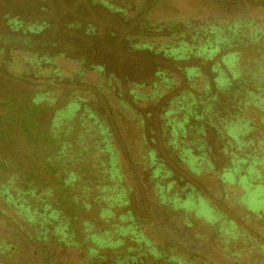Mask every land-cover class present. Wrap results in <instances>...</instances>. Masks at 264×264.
<instances>
[{"label": "rangeland", "instance_id": "1", "mask_svg": "<svg viewBox=\"0 0 264 264\" xmlns=\"http://www.w3.org/2000/svg\"><path fill=\"white\" fill-rule=\"evenodd\" d=\"M14 16L47 25L39 33L19 34L27 37L28 45L12 43L10 39L15 32L8 21ZM174 22L202 27L213 24L228 27L234 23L244 25V22L260 24L264 36V0H124L123 3L121 0H0V49L4 52L0 53V184L12 177L11 193L21 191L25 196L32 189L36 194L52 191L53 205L61 210L59 219L69 222L68 233L78 240L83 241L88 233L84 223L94 225L91 234L102 235L116 222L128 225L130 221H121V215H132L154 243L178 237L182 240L180 250H185L183 242L188 243L189 239L202 237L206 240L217 232L214 240L211 239L212 244L206 246L208 260L210 264H233L224 256L225 241L232 248L243 247L246 242L251 246L253 243L264 244V175L259 171L248 178L246 187L252 189L256 185L253 190L256 198L251 204H244L239 200L243 190L222 182L223 166L230 159L220 157L211 166L204 162L203 171L194 172L181 157L179 148L169 144L174 139L171 136L174 135V123H171L174 116H170L169 123L165 113L171 109L169 102L175 97L192 94L205 101L209 97V102L215 105L211 110L215 122L216 115H225L220 108L234 93L224 92L212 100L215 91H205L219 74L212 71V65L218 62L219 66H215L229 73L222 61L227 50L241 53L236 74L237 71L264 68L261 63L264 58L257 56L254 50H247L246 46L234 45L222 49L213 60L204 61L193 56L187 60H173L174 54L166 53L165 49L167 45H176L182 37L178 33L171 34L166 28ZM158 27L162 29L155 30ZM208 31L199 33L195 41L188 34L189 45L204 42L206 37L203 35H208ZM223 33L231 32L225 28ZM238 34L234 39H240ZM36 53L39 57H53L54 64L43 60L39 67H33L25 58ZM16 64L29 65L31 74L28 78L24 71L23 77L8 72L7 67ZM184 66H198L200 76L186 83L185 74L180 70ZM50 67L58 68L60 74L47 76ZM84 70L85 74L80 75ZM159 71L166 73L175 84L164 87L162 77L156 75ZM109 74H113L117 82L111 83L110 91H100V85L109 82ZM155 82L159 90H156ZM162 89L165 94L160 97L158 94ZM132 90L138 92L135 99ZM42 92L48 94L46 99L35 104V97ZM74 97L85 100L78 115L66 119L60 127H54L57 112ZM85 107L96 111L109 127L112 148L117 154L114 160L113 155L104 152V144L99 145L95 130L90 134L80 125V115ZM184 112L177 117H183ZM231 113L227 115L230 117ZM241 114L253 117L250 109ZM254 121L259 125L258 117ZM193 123L194 126L197 124ZM67 125L72 128L69 135L62 131ZM52 129L59 130L61 144H72L66 147L67 153L61 159H56L60 143L56 144V140L49 137ZM245 130L249 135V131L254 132L255 125L248 122ZM245 138L247 142L254 138L256 144L257 139L264 141V125H260L255 135ZM242 140L238 138L237 142ZM218 141L209 139L215 155L221 154L222 143L226 142ZM231 142L235 144L236 153L240 152L238 144ZM254 147L248 149V153L262 156L259 150L254 152ZM81 149L83 152L79 153ZM97 150L103 152L97 153ZM151 150L156 153L155 160ZM207 157L211 159L212 155ZM104 162L108 169L116 162L121 181L112 179L110 171L101 168ZM52 164L55 166L50 167ZM159 167L161 174H156ZM61 178L71 179L70 186L63 187ZM116 182L120 184L119 189L126 188L129 203L118 207L120 203L117 202L116 220L106 222L100 215L103 200L96 196L101 194V187L114 186ZM189 193L194 196L197 207L179 208ZM108 195H114V192L109 190ZM164 196H168L167 201L163 200ZM74 200L80 207L75 211L70 205ZM109 203L112 201L108 199ZM86 204L91 205L87 208ZM36 205L37 212H43L45 202L38 201ZM201 207L213 222L218 218V224L210 226L200 216ZM4 208H7L6 212H2ZM17 212L18 209L7 205L5 198L0 196V264H87V250L84 254L73 246L56 244L53 235L44 244L30 239L26 230L33 235L37 232ZM49 227L53 229V225L49 224ZM221 229L222 232H218ZM227 230L233 233L228 234ZM112 234L116 236L118 232ZM128 237H124V244L118 248L101 249L88 264H117L121 260L129 264H152V256L139 255V243ZM130 247L134 250L129 251ZM47 249L52 254L46 253ZM252 253L254 260L256 256ZM128 255H138L139 262L131 263L130 258L126 259ZM49 256H52L51 260Z\"/></svg>", "mask_w": 264, "mask_h": 264}, {"label": "trees", "instance_id": "2", "mask_svg": "<svg viewBox=\"0 0 264 264\" xmlns=\"http://www.w3.org/2000/svg\"><path fill=\"white\" fill-rule=\"evenodd\" d=\"M9 27L12 31L15 32V35L13 38H11L12 43L16 44H27L30 43L27 40L26 36H21L19 35L20 33H26V32H31V33H39L41 30L45 28L47 25L45 22L43 23H30L27 22L25 19L20 18L19 16H14L11 17L8 21ZM187 26V33L189 34H195L198 35L202 31H208L207 27H202V26H193L190 23L187 24H182L181 23H170L167 26L168 31L171 33L175 34H182L183 33V27ZM141 27H143L141 25ZM180 28V29H179ZM142 29V28H141ZM209 32V31H208ZM185 33V32H184ZM192 37V36H191ZM221 42H224V39L220 40ZM1 42V41H0ZM7 41L3 42L6 44ZM216 45V46H214ZM137 46H141L138 44ZM226 45L219 46L218 42H213L210 39H208L204 44L196 45L192 44L189 46H183L181 48L175 49L173 51L172 49V54L176 58L182 59V60H187L191 58L194 54L202 55L204 59L211 60L214 55H217L222 49L225 50ZM144 47V46H142ZM227 52L222 55V61L226 68L228 69V72L220 71L218 67L215 65L219 66L218 62L217 64L212 65V71L213 72H218L219 74L217 75L218 77H229L232 74H235V77L232 81V84L225 85L226 80L223 82L220 80L221 84H223L222 90L221 91H215V93L212 95V100L213 98H219V94L221 93H234L233 96L229 97L228 102L225 104V106L220 108V111L225 113L224 116L216 115V121L213 122V114L211 112L213 106H215L212 102L210 101V98L208 97L207 101L202 99L201 97H195L191 94H186L182 98V100L178 101V99H174L173 104H175V108L170 109L167 114L166 118L170 119V116H174L173 120L171 123H174V139L171 141L175 142L178 145V148L180 149V154L181 157H183L186 161L189 162L191 165V168L195 170L197 173H201L203 170L202 168L205 167L204 162H207L210 166L213 165L217 159L220 157H225L229 158V163H227L225 166H223V172H222V178L225 179L226 181L229 182L237 180L239 183L244 184V190L246 193H242L240 197V201H242L244 204L249 205L253 200H255L256 195L253 194V190L255 189V184L252 187V189H247L246 187V182L248 178H252V174H255L256 172H263L262 174L264 175V141L260 140L262 142H257V144L254 141V138L251 139L250 141H246L245 137H249L250 134L255 135L256 131L258 130V126L254 123V115L253 117H245L241 116L243 111L245 109H249L247 107L248 104H252V100H247L249 95V91H246L247 87L250 85V73L261 75L264 74V68H259L258 70L254 71H249V72H240L237 71L238 73L236 74V68L238 67L239 60L241 58L237 57L235 54H229ZM0 53H4L3 49H0ZM30 62L33 67H39L41 64V61H47L50 64H54V59L53 57H47L46 55H43L39 57L38 53L32 55L31 57L25 58ZM234 61H236L234 63ZM264 64V62H262ZM261 65V63H259ZM2 65V64H0ZM228 65V66H227ZM188 71L189 74L191 75H198L201 74L199 71L198 66H188ZM28 66H19L18 64L10 67V65L7 67L8 72L11 71L14 75H19L20 77H23V71L26 73V77L31 74V71L28 69ZM102 68V66L100 67ZM10 70V71H9ZM85 70L80 72V75L85 74ZM183 72V71H182ZM228 73V74H227ZM47 76H55L60 74L58 68H53L50 67L46 71ZM163 75L164 80L169 81V76L166 75V73L162 72L160 73ZM111 78L114 76L113 74ZM261 77V76H259ZM213 88V87H212ZM225 88V91L223 90ZM46 92L38 93L37 96L34 99V103L38 104L40 101H44L46 99ZM230 95V94H229ZM217 99L215 101H217ZM85 101L81 97H74L68 105L63 109L59 110L57 112L55 119V124L60 127L66 119H71L75 118L80 110V107L82 105V102ZM219 101V100H218ZM220 105V102H219ZM184 112L182 119L178 118L177 115H181V113ZM199 111L201 114H199ZM228 112H232L230 114V117L227 115ZM81 123L80 125H83L84 129L87 131L88 125V119L89 120H94L95 123L98 121L97 117L95 116L94 111H92L91 108L85 107L84 110L82 111L80 115ZM171 120V119H170ZM197 122V124L194 126L193 122ZM192 122V123H191ZM250 123L251 126L255 125V130L254 132L249 131V135H246L245 133V127L247 123ZM170 123V121H169ZM221 125L223 128H220L219 125ZM239 125H244V128L241 129ZM239 126V131L238 127ZM229 127H232L229 129ZM237 127L238 133H235L236 137H233L234 139H230V137L227 134V129H229V134L232 135L234 134V128ZM72 130L70 125H67L65 129L62 131L66 133V135H69ZM214 131L215 135H218L220 138L216 139V142H219L218 140L225 141L222 143V148H221V154L219 153L215 155L213 153V148L211 145H209V140H207V133H212ZM43 132L41 131V134ZM40 134V133H39ZM199 135V136H198ZM60 135L59 130H49V137L55 142L56 144H59L60 142L58 141ZM186 137H191L190 140H185ZM238 138L243 139L242 141H238ZM70 139V138H69ZM104 139H108V137H104ZM72 140V139H71ZM234 141L236 144H238V150L240 152L236 153L234 150V143L231 142ZM253 143V144H251ZM60 148H57V157L56 159H61L65 154L67 153L66 147L67 146H72L70 142H63V144L60 143ZM254 145L256 147H254ZM197 146V147H196ZM254 147V152L260 151L262 156L259 154H253V153H248V149H251V147ZM87 149V148H86ZM88 150V149H87ZM107 150V149H105ZM83 150L81 149L79 153H82ZM92 152V151H91ZM153 154V153H152ZM212 155L211 159H208V155ZM53 156V153H52ZM154 156V155H152ZM155 160V159H154ZM116 162L112 163V167L108 169L107 165L105 162L101 165V168H105L106 171H110V175L112 179H117L118 181H121V173L120 169L115 167ZM1 165V164H0ZM2 166V165H1ZM0 166V167H1ZM55 165L52 164L50 167H54ZM162 166V165H160ZM160 171H161V167ZM250 171L252 174L247 175V172ZM104 172V171H103ZM156 174H159L157 172ZM115 176H118L115 177ZM74 179H76V176H73ZM240 179V181H239ZM13 178L11 177L7 182H3L0 184V196H3L7 202V205H13L16 209H18L17 215H19L20 218H25L24 221L28 222V226L31 227L34 226L35 231L37 232L36 235H33L29 230H26V234L30 239H33L37 242H42L47 243L48 240L50 239L51 235L55 236V243L61 244L64 246H73L75 247L78 251H84V254L87 250L88 252V258L89 260L87 261V264L91 261L92 259L95 258L98 254V252L103 249L104 247H110V248H118L120 245H123L125 242L124 238L125 236H130L128 237L130 241H134L139 243L138 245V254L139 255H146L150 254L152 256L151 263L152 264H210V260H208V254H207V247L212 244V240H214V236L212 237L213 234L210 236L212 238H207L206 240L201 239V238H194V239H189V242H183L185 246V250H180L182 246L181 242L182 240L179 239L178 237H173L170 238V241L165 242L162 241L160 243H154V241L146 235L144 229L142 228L141 224L133 217L132 215L128 217L127 215H121V221L122 220H129L130 223L126 226L119 225L118 222L115 224L109 225L107 230H105V233L102 235L93 233L91 234V231L94 229V225L92 223H84L85 224V232H88L84 238V240H78L77 238H74L75 236L68 233L69 230V222L68 221H62L59 219V215L61 213V210L59 208L54 207L53 201L50 198V192L52 191H43L40 194H36L35 189H32L27 192V196L24 195V193H21V191H18V193L13 194L11 193L12 190V181ZM264 180V179H263ZM63 182V187L65 185L70 186L68 184L71 183V179L67 178H61L60 184ZM236 183V181L234 182ZM120 184L119 182H116L114 186H103L99 190L101 194H98L96 196V199L101 198L102 205H101V217L105 219L106 222H110L111 220H116V211L117 208L115 207V204L119 202L120 204L117 205L120 207L123 204H128L129 199L127 198V190L126 188L119 189ZM237 188V185L235 186ZM87 190L88 188L85 187ZM112 190L114 192V195H108V191ZM117 192V193H116ZM116 193V194H115ZM42 195V196H40ZM261 194L260 196H262ZM168 196H164V201H167ZM194 196L189 193L187 195V204L189 206H196V200L193 198ZM263 198V197H262ZM111 200L112 203L107 204V200ZM170 200V199H169ZM38 201H43L45 202L43 212L38 213L37 212V205L36 203ZM194 204H191V203ZM107 204V205H106ZM70 205L72 207V210L75 211L76 209L80 208L76 204V200L70 202ZM91 204H86V207L89 208ZM197 207V206H196ZM34 208V209H33ZM7 208L2 209V212H6ZM202 211V213H205V210L201 207L199 209ZM206 214V213H205ZM209 219V218H208ZM211 220V219H209ZM219 219L217 218L215 221H218ZM56 224L54 225V223ZM138 222V223H137ZM211 223H214L211 220ZM26 224V223H25ZM50 225H53V229L49 227ZM27 225V224H26ZM27 226V227H28ZM24 228L23 226H21ZM113 232H118L116 236H114L112 233ZM228 234H232L230 231H226ZM112 234V235H111ZM226 240V239H225ZM229 242L225 241V251L226 253L224 256H227L230 261H232L233 264H263L264 263V244L259 245L258 243H253V245H249L248 242L244 244L243 247H230L228 246ZM119 244V245H118ZM118 245V246H116ZM207 246V247H206ZM248 251L246 252L245 250ZM134 250L133 247L129 248V251ZM46 253H51L50 249L46 250ZM180 251H184V253H181ZM256 256L254 260L252 259L253 253ZM45 253V254H46ZM52 254V253H51ZM138 257V255H137ZM136 255L135 256H127L126 259L130 258L131 263L139 262L137 260ZM49 259H52V256H49ZM54 260V259H53ZM143 261V260H141ZM262 262V263H261ZM117 264H129V262L121 260ZM144 264H149V263H144Z\"/></svg>", "mask_w": 264, "mask_h": 264}, {"label": "flooded vegetation", "instance_id": "3", "mask_svg": "<svg viewBox=\"0 0 264 264\" xmlns=\"http://www.w3.org/2000/svg\"><path fill=\"white\" fill-rule=\"evenodd\" d=\"M121 2L123 3L124 2V0H121ZM174 23H177V22H174ZM243 24V23H242ZM149 26H151V25H149ZM187 26L188 25H186L185 26V28L183 29L184 31H183V33L182 34H179V35H181L182 37H181V40H179V42L175 45H171V46H169L168 47V45H167V47H166V49H165V52L166 53H168V54H170V55H172V49H173V51H175V49H178V48H181V47H185V46H189V42H188V40H187V38H188V34L189 33H187ZM210 26V27H209ZM209 26H207V28L209 27L210 29H209V33L211 34H209L208 33V35H203L204 37H206L205 38V40H203L204 42H200L199 43V46H200V44H204L208 39H210L211 41H213V42H218V44H219V46H222V45H226L225 47L227 48V49H229L230 47H232V46H238V45H241L242 47L243 46H246V48H247V50H254V53L257 55V56H261V58H264V36L262 35L263 34V30H262V26L260 25V24H247L246 22H244V25H241V23H234V24H231V25H229L228 27H226V26H223V25H216V24H213V25H209ZM245 26V29H243V27ZM249 26H251V29H248L247 30V27H249ZM151 27H154V25L153 26H151ZM151 27H149V28H151ZM204 27V26H203ZM226 28V30L228 31V32H231V33H228L227 35H224V31H225V28ZM166 28H167V26H166ZM162 29V27H158V28H156L155 30H161ZM180 29V28H179ZM185 32V33H184ZM236 33L238 34V38H240L239 40H237V39H234V36L236 35ZM171 34H173V33H171ZM176 34V33H175ZM202 34V33H201ZM248 34V38L246 37V35ZM190 35V38L193 40V41H195V38L198 36V35H193V34H189ZM192 36V37H191ZM237 37V36H236ZM221 39H224V42H221L220 40ZM234 39V40H233ZM232 41V42H231ZM245 44V45H244ZM214 46H216V45H214ZM148 47H150V49H151V46H148ZM229 54H235L237 57H240L241 56V53H240V51H235V50H229L228 51V53H227V55L226 56H228ZM170 55H168V56H170ZM215 56L216 55H214L213 57H212V59L211 60H213L214 58H215ZM193 57H200V58H203V56L202 55H199V53L198 54H194L193 55ZM204 59V58H203ZM173 60H179V58H176L175 56H174V58H173ZM180 60H182V59H180ZM202 60V59H201ZM204 61H205V59H204ZM236 61H234V63H235ZM264 62V61H263ZM262 63V62H261ZM228 66V65H227ZM188 66H184V67H182V68H180V70H182L183 71V73L185 74V79H186V83H189L191 80H193L194 78H198V76H200V74H198V75H196V76H194V75H191V74H189V71H188ZM102 68H100V70H101ZM163 71H159V72H157L156 73V75H160L161 77H162V82L164 83V84H166L164 87H171V85L172 84H175V83H173L174 81L169 77V81H167V80H164V77H163V75H161L160 73H162ZM110 75V74H109ZM111 76L112 75H110L109 76V82L107 83V85H104L103 83L100 85V91H110V88H109V86L111 85V83H113V82H117V78L115 77V76H113L112 78H111ZM249 76H250V85L247 87V89H246V91H249V95H247L248 96V98H247V100L249 101V100H252L253 101V103L252 104H246L247 105V107L250 109V111L253 113V115H254V117L255 118H259V125H257L258 126V128L260 127V125H264V74H261V75H257V74H253V73H250L249 74ZM259 76H261V77H259ZM101 77V76H100ZM102 78V77H101ZM103 78H104V76H103ZM234 78H236L235 77V74H232L231 76H229V77H218V76H215L214 78H213V85L211 86V84H209L207 87H206V89H205V91H207V92H211V91H221L222 90V87H223V84H221V82H220V80L223 82L224 80H226V83H225V85H231L232 84V81H233V79ZM119 85V83H117V86ZM154 86L156 87V82L154 83ZM189 86H192L191 85V83H190V85ZM213 87V88H212ZM156 88H158V87H156ZM156 90H159V88L158 89H156ZM224 91H225V88L223 89ZM162 92L160 93V94H158L160 97H162L163 96V94H165L164 92H165V90L164 89H162L161 90ZM132 93V95L134 96L133 98L135 99L136 98V95L138 94V92H136V90H132L131 91ZM137 93V94H136ZM141 95H143V94H141ZM192 95V94H191ZM143 96H145V95H143ZM148 96V95H147ZM157 96V95H156ZM175 100L176 99H178V101H180V100H182L183 98L182 97H175L174 98ZM174 99L172 100V101H170L169 102V104H170V106H171V109L172 108H175V104H173V102H174ZM170 110V109H169ZM169 110H167L166 111V113H165V116H166V114H167V112L169 111ZM93 111V110H92ZM94 113H95V116L97 117V119H98V121L95 123V119L94 120H87L88 121V129H87V132H90L91 130H95V132L98 134V138H99V141H98V143H99V145L100 144H104V147H103V150H104V152H106V154L107 155H113V160L115 159V156L117 155L115 152H114V149L112 148V142H111V133L108 131L109 130V127L107 126V124L102 120V118H101V116L96 112V111H94ZM255 118H254V120H255ZM167 119V118H166ZM180 119H182V117L180 118ZM170 120V119H169ZM168 122V121H167ZM256 124V123H255ZM54 127H58V125H56V124H54L53 125ZM240 127H241V129L242 128H244V125H239ZM239 126H237L238 127V131H239ZM253 126V125H252ZM172 127H173V129H174V124H172ZM237 127H235L234 128V131H233V133L234 134H232V135H230L229 134V129L230 128H232V127H229V129H227V134H228V136L230 137V139H234L233 137H236L235 136V133H238V131H237ZM96 133H95V136H96ZM90 134H91V132H90ZM108 137V139H110V140H105L104 139V137ZM171 136H173V137H175L173 134L171 135ZM218 138H220L218 135H215V133H214V131L212 132V133H210V134H208L207 135V140H214V142L216 143V139H218ZM256 139V138H255ZM257 141L258 142H262V141H260V140H258L257 139ZM169 144H172V145H175V149H177L178 148V145L175 143V142H172L171 143V141L169 142ZM105 149H107V150H105ZM180 150V149H179ZM100 152H103V151H98L97 150V153H100ZM145 152H147L146 151V149H145ZM92 153H93V151H92ZM153 153V154H152ZM150 154L151 155H154V156H152L153 157V159H156L155 158V155H156V153H155V151L154 150H151L150 151ZM185 160V159H184ZM185 163L187 164V165H189V167L191 168V165L189 164V162L188 161H186L185 160ZM210 166V165H209ZM118 169H120V168H118ZM192 169V168H191ZM204 168H202V170H203ZM193 170V169H192ZM194 172H196L195 170H193ZM157 172H159V174H161L160 173V168H157V170H156V173ZM263 173V172H262ZM249 174H252L250 171H248L247 172V175H249ZM252 175H254V174H252ZM236 181V183H234ZM239 181H240V179H239ZM222 182L225 184V185H233V186H236L237 185V188H241L242 190H243V193L245 192L246 193V191L244 190V184H242V183H239L238 182V179L237 180H234V181H229V182H227L226 181V178L225 179H223L222 178ZM263 196V195H262ZM242 202V201H241ZM164 203V202H163ZM165 204V203H164ZM196 207V206H195ZM179 208H186V209H188V208H194V206H189L188 204H187V200L185 199V201H182V203H180V205H179ZM203 211V210H202ZM202 211H200V216H202V217H204L205 219H206V221L208 222V223H210L211 225L210 226H214L215 224H218V222L217 221H215L214 223H211V220H209L208 218L209 217H207V215L204 213H202ZM218 232H222V229L221 230H218ZM215 234H217V232H214V236H215Z\"/></svg>", "mask_w": 264, "mask_h": 264}]
</instances>
